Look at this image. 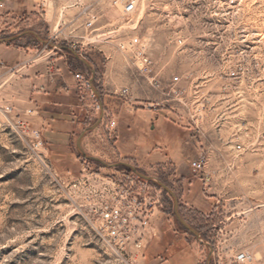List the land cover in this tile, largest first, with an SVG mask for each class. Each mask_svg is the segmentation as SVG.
<instances>
[{
  "label": "rangeland",
  "instance_id": "rangeland-1",
  "mask_svg": "<svg viewBox=\"0 0 264 264\" xmlns=\"http://www.w3.org/2000/svg\"><path fill=\"white\" fill-rule=\"evenodd\" d=\"M230 1L143 0L131 21L119 17L111 0H46L44 4L28 0L23 11L2 10L7 27L0 38L17 36L7 43L30 49L35 58L49 52L72 58L69 48L81 55L86 46L97 52L103 49L108 57L99 61L95 87L100 90L103 70L109 65L116 71V84L130 87L132 96L135 88L144 107L150 86L139 75L134 54L118 49L119 41L139 36L153 57L166 65L165 78L192 74L205 105L203 118L193 128L182 110L164 112L174 143L152 144V152L158 151L161 160L148 153L112 155L82 143L89 155L110 164L105 166L79 153L78 135L65 150L55 151L54 143L30 126L31 114L26 119L15 110L6 112L8 83L0 87V264H207L210 248L179 222L172 195L129 166L116 165L120 162L175 191L181 215L213 245L210 264H232L235 255L245 250L255 255L246 264H264V0ZM94 15L102 28L85 35L84 23ZM32 32L69 48L56 49ZM180 37L184 43L178 47ZM238 61L249 64V73L243 80L228 82L226 72ZM200 154L207 156L208 163L197 173L190 162ZM178 174L212 177L205 195L219 199L213 217L207 220L181 202ZM134 175L150 182L161 201L158 253L148 247L143 254L132 255L112 246L94 209L101 183L112 186V180L127 182Z\"/></svg>",
  "mask_w": 264,
  "mask_h": 264
},
{
  "label": "crops",
  "instance_id": "crops-1",
  "mask_svg": "<svg viewBox=\"0 0 264 264\" xmlns=\"http://www.w3.org/2000/svg\"><path fill=\"white\" fill-rule=\"evenodd\" d=\"M0 3L4 4L0 13L4 8L15 11L28 8V0H0ZM82 51V56L91 61L95 69L103 56L108 57L103 49L97 52L86 46ZM0 62H3L0 64V87L8 83L5 101L23 118L28 116V109H33L29 116L30 126L41 132L48 143H54L55 151L65 150L67 143L99 117V100L75 76L80 72L87 77L91 69L74 56L70 58L65 53L49 52L47 56L35 58L28 48L0 42ZM115 72L109 65L103 70L102 85H98L103 101V119L98 127L84 136L83 145L112 155H121L122 151L135 155L148 153L153 160H161L158 151L152 152V144L174 143V138L168 134L172 128L166 122L167 113L164 112L167 110L142 107V97L136 94L135 88L132 102L127 101L119 93L122 87L116 84ZM149 94L148 99L158 98L157 92L151 88ZM110 121L116 123L112 131L106 129ZM178 176L177 183L182 185L178 191L181 202L207 220L213 217L219 199L205 195V185L212 177L209 174ZM162 214L160 210L156 211L151 221V234L145 247V250L149 247L151 253L161 250L158 231Z\"/></svg>",
  "mask_w": 264,
  "mask_h": 264
},
{
  "label": "built area",
  "instance_id": "built-area-1",
  "mask_svg": "<svg viewBox=\"0 0 264 264\" xmlns=\"http://www.w3.org/2000/svg\"><path fill=\"white\" fill-rule=\"evenodd\" d=\"M39 1L44 4L46 0ZM142 4L143 0H111L112 8L117 10L120 18L127 21H131L137 16ZM3 7L4 4L0 3V8ZM98 19L94 15L85 21V35L101 30L102 27L96 25ZM6 27L0 14V36L5 33ZM62 32L61 28L57 31V35ZM85 35L82 38H85ZM183 43L184 39L181 37L176 41L178 47H181ZM118 49L124 53L131 52L134 54V65L139 75L158 94V98L150 99L144 108H163L171 113L182 110L187 116V121L191 122V126H188L193 128L194 124L197 125L198 121L203 118L202 111L205 102L199 95L198 85L195 84L194 86L196 82L191 73H175L168 79L165 78L164 69L166 65L160 64L153 57L139 36L119 41ZM0 64L3 65V62ZM248 73L249 64L238 61L228 68L225 79L228 82L240 81ZM75 76L83 81V86L86 89L91 88L87 77H84L80 72L76 73ZM227 87L228 84L225 83L223 89L225 90ZM119 93L127 101L132 102L133 96L130 87L121 88ZM5 110L10 113L13 111V106L7 105ZM27 112L31 114L33 109H28ZM178 115H182L180 119L185 118L182 113H178ZM115 127V121H110L106 129L112 131ZM207 163V156L200 154L190 162V166L194 172L200 173L205 170ZM160 205V198L152 192L150 182L134 175L127 182L112 180V186L108 183H101L94 209L99 213L101 228L107 242H112V246L120 251L140 255L145 250L146 242L151 234V221ZM254 260V253L245 250L238 252L231 262L232 264H246Z\"/></svg>",
  "mask_w": 264,
  "mask_h": 264
},
{
  "label": "water",
  "instance_id": "water-1",
  "mask_svg": "<svg viewBox=\"0 0 264 264\" xmlns=\"http://www.w3.org/2000/svg\"><path fill=\"white\" fill-rule=\"evenodd\" d=\"M34 33V32H32ZM37 37L38 35L36 33H34ZM17 38V36H13V37H8V38H0V42H8V41H13ZM41 41H43L44 43L48 44V45H51L52 47L56 48V49H62V48H69L67 46H61L59 44H55L53 43L52 41H49V40H45V39H42L40 37H38ZM72 52V54L74 55L75 58L81 60L82 62H84L86 65H88L91 69V78L89 79V83H90V87L94 93V95L96 96V98L99 100V105L101 107V110H100V114H99V117L98 119L90 126H88L87 128H85L82 133L78 136L77 138V142H76V147L79 151V153L89 159V160H92V161H97V162H100L102 163L103 165L105 166H109L110 164H108L107 162L103 161L102 159L96 157V156H93V155H89L82 147V140H83V137L90 131L94 130L96 127H98L101 122H102V119H103V115H104V109H103V101H102V97H101V93L99 92V90L95 87L94 85V78H95V74H96V69L94 67V65L92 64L91 61L87 60L86 58H84L78 51L76 50H73L71 48H69ZM119 164H124V165H127L129 166L135 173H137L138 175L144 177L145 179L149 180V181H153L155 182L156 184H158L160 187L164 188L167 192H169L172 197L174 198V201H175V214H176V217L177 219L179 220V222L188 230L190 231L191 233H193L195 235V237L198 239L199 242L207 245L209 248H210V252L208 254V259H207V264H210V260H211V256H212V253H213V245L210 244L207 240L204 239L203 235L201 234V232H199L196 228H194L187 220H185V218L181 215V212L179 210V199H178V196L177 194L175 193V191L173 189H171L167 184H165L164 182L162 181H159L158 179H156L155 177H152V176H149V175H146L142 172H140L135 166H133L132 164H129V163H125V162H120V163H116V165H119Z\"/></svg>",
  "mask_w": 264,
  "mask_h": 264
},
{
  "label": "bare ground",
  "instance_id": "bare-ground-1",
  "mask_svg": "<svg viewBox=\"0 0 264 264\" xmlns=\"http://www.w3.org/2000/svg\"><path fill=\"white\" fill-rule=\"evenodd\" d=\"M230 4H234V0L230 1ZM144 6V3L142 4V7ZM110 244H112V242H109Z\"/></svg>",
  "mask_w": 264,
  "mask_h": 264
},
{
  "label": "trees",
  "instance_id": "trees-1",
  "mask_svg": "<svg viewBox=\"0 0 264 264\" xmlns=\"http://www.w3.org/2000/svg\"><path fill=\"white\" fill-rule=\"evenodd\" d=\"M190 232V231H189Z\"/></svg>",
  "mask_w": 264,
  "mask_h": 264
}]
</instances>
